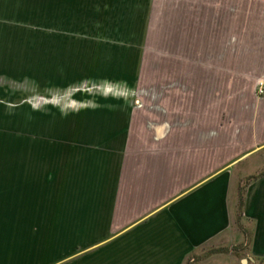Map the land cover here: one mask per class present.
I'll list each match as a JSON object with an SVG mask.
<instances>
[{
	"label": "crops",
	"instance_id": "obj_1",
	"mask_svg": "<svg viewBox=\"0 0 264 264\" xmlns=\"http://www.w3.org/2000/svg\"><path fill=\"white\" fill-rule=\"evenodd\" d=\"M110 2L86 0L95 29L30 49L44 109L0 149V264H264V96L244 85L264 69L228 54L211 1L174 4L166 32L158 14L151 54L147 15ZM110 22L123 35H100ZM18 44L0 22V108Z\"/></svg>",
	"mask_w": 264,
	"mask_h": 264
},
{
	"label": "rangeland",
	"instance_id": "obj_2",
	"mask_svg": "<svg viewBox=\"0 0 264 264\" xmlns=\"http://www.w3.org/2000/svg\"><path fill=\"white\" fill-rule=\"evenodd\" d=\"M182 1H185V3ZM203 1L132 0V5L135 6L132 7L133 10L130 9L131 12L128 14L132 16L133 24L139 28V25L144 24L145 16L147 15L148 17L147 31L149 38L145 53L151 54L157 50L155 41L158 14L160 16L158 19L160 21L159 24H164V31L166 32L167 24L173 14L174 4L175 11L179 7L180 12H186L189 7L194 8L198 4H203ZM209 1H211L213 6L211 13L213 23H210L212 32L226 26L224 19L226 17L229 25L228 35L232 34L233 38H235V35L237 37L236 45H228V54L236 47L239 53L241 50L243 52V64L245 67L249 65L252 67V59H256V72L259 67L264 69V0H205V3ZM110 4L112 7L121 10L129 7L128 0L122 2L112 0ZM216 4L223 6L220 13H217V9L214 8ZM230 8L234 9L235 12H231ZM91 9V5L86 3V0H0V22L3 24L5 43L19 42L18 46L20 48L18 67L12 68L10 66L11 61H5V65L9 64L8 67H5V74L13 73L16 75L5 76L2 84L3 106L0 108V149L11 148L12 142L18 133L37 131L39 127L37 124L35 125V121H38L36 111L43 110L44 106L38 103L39 98L37 95L40 94H34L35 92H33L36 83L28 78V61L31 57L30 49L33 43L38 42L39 39L43 40L45 37L75 36L84 34L86 29H95L96 24L92 21V17H96V13L92 12ZM140 9L144 11H140ZM76 15H78V18ZM105 15L107 16L108 14L101 13L100 16ZM215 16H219L218 20L222 24L214 23V20H216ZM104 25H112V27L105 28L101 26L99 28L100 35L119 36L123 35L125 30L119 29L116 27L119 25L112 22L109 24L104 23ZM197 26L199 25L197 24ZM137 30L139 29H135L132 33L139 36V32H136ZM8 47V45L5 46V48ZM171 48L172 45L163 46V50H170ZM153 58L149 57L146 63L149 62L150 66H152L154 63ZM257 80L264 81V71H261L260 74L253 78L245 77L244 85H255ZM254 93L261 99L264 96V94H257L256 90ZM34 95H36L34 99L37 101L33 99ZM46 96L48 98L52 97L51 94ZM30 98L31 100H29ZM29 101L32 105L34 101L41 105L34 110L30 107ZM30 116H33L32 124L29 123ZM222 244L232 245L234 248V244H236L235 236L229 235Z\"/></svg>",
	"mask_w": 264,
	"mask_h": 264
},
{
	"label": "built area",
	"instance_id": "obj_3",
	"mask_svg": "<svg viewBox=\"0 0 264 264\" xmlns=\"http://www.w3.org/2000/svg\"><path fill=\"white\" fill-rule=\"evenodd\" d=\"M255 90L257 94L263 95L264 94V81L263 80H257L255 83Z\"/></svg>",
	"mask_w": 264,
	"mask_h": 264
},
{
	"label": "water",
	"instance_id": "obj_4",
	"mask_svg": "<svg viewBox=\"0 0 264 264\" xmlns=\"http://www.w3.org/2000/svg\"><path fill=\"white\" fill-rule=\"evenodd\" d=\"M245 260H243V262H244Z\"/></svg>",
	"mask_w": 264,
	"mask_h": 264
}]
</instances>
